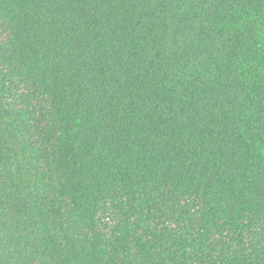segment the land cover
<instances>
[{"label":"trees","instance_id":"obj_1","mask_svg":"<svg viewBox=\"0 0 264 264\" xmlns=\"http://www.w3.org/2000/svg\"><path fill=\"white\" fill-rule=\"evenodd\" d=\"M0 264H264V0H0Z\"/></svg>","mask_w":264,"mask_h":264}]
</instances>
